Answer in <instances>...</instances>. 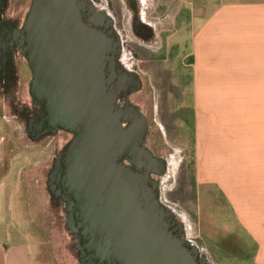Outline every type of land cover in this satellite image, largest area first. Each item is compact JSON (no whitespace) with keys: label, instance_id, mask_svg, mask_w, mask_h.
Listing matches in <instances>:
<instances>
[{"label":"water","instance_id":"1","mask_svg":"<svg viewBox=\"0 0 264 264\" xmlns=\"http://www.w3.org/2000/svg\"><path fill=\"white\" fill-rule=\"evenodd\" d=\"M139 23L146 34L136 36L151 39L152 27ZM14 32L44 129L27 132L36 141L51 132L73 136L46 188L52 196L59 187L81 264H210L161 201L167 162L147 147V117L129 101L143 84L120 62L111 19L86 0H32Z\"/></svg>","mask_w":264,"mask_h":264},{"label":"crops","instance_id":"2","mask_svg":"<svg viewBox=\"0 0 264 264\" xmlns=\"http://www.w3.org/2000/svg\"><path fill=\"white\" fill-rule=\"evenodd\" d=\"M152 14L157 44L173 25L174 31L185 26L193 31L189 42L178 45L191 48L194 101L188 117L197 136L195 151L184 147L192 152L199 186L214 191L220 231L232 225L241 234L228 233L237 253L250 247L252 264H264V0H161ZM182 21L183 27L178 24ZM163 43L170 45V40ZM26 137L24 141L8 133L0 137V264H43L33 233L40 221L30 218L36 227L14 232L1 217L3 196L19 193L25 176L33 178L41 168L40 159L32 154V144L38 140ZM16 142L23 144L19 147ZM12 161H22V166L17 183L9 186ZM32 180L42 195L41 185ZM21 207L28 214V200Z\"/></svg>","mask_w":264,"mask_h":264},{"label":"rangeland","instance_id":"3","mask_svg":"<svg viewBox=\"0 0 264 264\" xmlns=\"http://www.w3.org/2000/svg\"><path fill=\"white\" fill-rule=\"evenodd\" d=\"M31 1L11 0L8 16L20 18L22 23L29 11ZM107 1L108 3H100L98 6L107 11L124 35L126 44L125 52H123L124 63L142 78L143 88L132 94L129 101L138 106L147 116L149 120L148 144L157 155L166 158L168 163L167 174L160 184L161 201L181 218L187 240L198 248L201 255L207 257L210 264H252L253 252L250 247L245 248V253H237V248L233 247L234 240L228 233L235 232L241 235L238 230L231 225L232 230L225 226L224 232L220 231L215 217L214 191L205 185L199 186L192 152H187V148L184 147L187 145L195 151L197 136L191 125L190 117H188L190 115L188 108L194 101L190 85L193 78L188 63L191 48L178 45L189 42L193 31L190 32L186 26L183 27L182 21V24L181 22L178 24L183 29L174 31L175 25H173L170 31L161 34L159 44L146 46L132 32V15L125 1ZM158 2L161 0H149V5L156 6ZM108 6H111L113 10ZM154 18L155 15L150 12L146 21L156 22ZM166 38L170 40V45L163 43ZM24 63H26L25 60ZM185 67L187 71H183ZM165 68L168 70L164 74L163 69ZM30 81V71L20 78L19 90L15 95V103L18 106L32 107L29 93ZM12 100L0 94V124L3 123V127L0 128V137L8 133L15 139L24 141L27 140L26 124L23 118H19L11 108ZM164 102L168 105H164ZM19 137L22 139L20 140ZM70 139L69 135L59 133L56 137L45 138L37 144L33 142L34 159L41 161V168L37 169L38 174L36 175L34 171L33 178L27 174L23 190L21 189L13 197L3 196L1 217L6 224L12 226L11 230L14 232L18 229L31 231L30 227H36L37 224L33 223L31 226L29 219L37 220V223L40 221L38 230H34L33 233L34 240L39 242L41 248V255L39 254L38 258L43 264H81L75 251L76 239L65 228L66 217L63 213V206L52 203L46 188L47 175L52 168L54 157ZM175 142L177 146L174 145ZM22 144L15 143L18 146ZM21 166L22 161L11 162L13 175L8 181L9 186L17 183ZM32 179H37L38 184L41 185L42 195L39 194L36 183ZM23 200H28V214L21 212ZM242 242L249 245L246 239H242Z\"/></svg>","mask_w":264,"mask_h":264},{"label":"flooded vegetation","instance_id":"4","mask_svg":"<svg viewBox=\"0 0 264 264\" xmlns=\"http://www.w3.org/2000/svg\"><path fill=\"white\" fill-rule=\"evenodd\" d=\"M86 1L91 3L95 7L96 11L106 14L111 19L112 25L115 28L117 34L119 35V38L121 41L120 62L127 70L137 74L142 81L141 76L136 71L129 69L127 67L126 63H124L123 52H125L124 48L126 47V44H125V40L123 37L124 36L123 33H121V31L117 27L116 23L113 21L112 17L107 13V11L105 9H100L98 6V4H100V3L101 4L105 3V2L108 3V1L107 0H86ZM124 1L126 3L127 9L129 10V12L132 15L131 25H132L133 34L136 36V34H135V30H136L137 33L145 35L146 33L141 32V30L139 29L140 28L139 22L143 21L144 23H147V25H148L147 27L150 28L153 23L147 22L146 17L147 16L149 17L150 12L152 13L153 8H155V6L149 5V0H124ZM10 7H11V0H0V94L5 95L6 99H8V98H10V100H11V98L13 99L11 101V104H10L11 108L14 110V112L17 113V116H19V118H23V120L25 121V124H26V129L28 126H30V128L33 127L35 135L39 136V133L42 134L43 130H44L42 124L39 122V117L41 116L40 108L35 106L33 104V101H32V107L31 108L28 107L27 105L18 106L17 103H15V100H16L15 95L17 94V91L19 90L20 78H21V76H23V77L26 76L30 70L28 68L27 62L24 63L25 58L22 55V48L20 47V44L16 40L17 35L14 32V31H16V32L19 31V29L22 27L24 21L21 23L20 18H14V17L8 16L9 11H10ZM108 8L113 10L111 6L110 7L108 6ZM139 39L142 40V42L146 46H149L151 44H152L151 46L157 45V38H156L155 32H154V35L151 39H146V40L143 38H139ZM166 71H167L166 69H163L164 74ZM142 88H143V86H142ZM147 120H148V118H147ZM148 124H149V122H148ZM26 132H27V130H26ZM59 133H64V132H57V133L51 132L50 134L41 137L38 141L43 140V139L48 138V137L54 138ZM148 133H149V130H148ZM65 134H67L71 137V139H70V141H71L73 136L68 134V133H65ZM27 136L31 140L36 141L32 134H29L27 132ZM148 136H149V134H148ZM148 136H147V147H148V149L155 156L160 157L159 155H157L155 153V151L152 149V147L149 146ZM63 148L61 150H59V152L56 153V155L54 157L52 168L50 169V171L47 175V182L49 180L50 173L54 169L55 161L58 158V155L62 152ZM164 159L166 160V158H164ZM56 179H57V177H56ZM161 180L162 179H158L159 186L161 184ZM58 191H59V187H58V185H56L54 193L52 194V196H50L51 201L54 205L58 204L60 206H63V213L65 215L67 205L64 202V200L60 197V193ZM65 217H66V222H67V216L65 215ZM186 237H187V234H186ZM75 239H76V245H77L78 240H77V238H75Z\"/></svg>","mask_w":264,"mask_h":264}]
</instances>
